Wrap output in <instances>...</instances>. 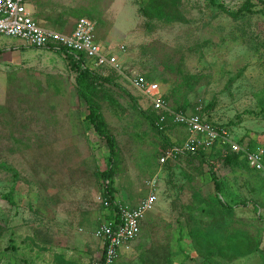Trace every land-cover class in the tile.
Listing matches in <instances>:
<instances>
[{
	"label": "rangeland",
	"instance_id": "1",
	"mask_svg": "<svg viewBox=\"0 0 264 264\" xmlns=\"http://www.w3.org/2000/svg\"><path fill=\"white\" fill-rule=\"evenodd\" d=\"M30 1L46 28L69 33L93 20L95 42L115 60L86 63L112 80L90 95L116 141V199L133 207L152 191L157 197L116 264H264V170L243 156L228 163L222 148L160 164L187 132L167 117L164 141L132 84L142 76L174 112L199 113L243 150L264 153V0ZM88 112L64 55L0 35V264H93L100 256L93 234L110 154ZM11 188L14 205L1 196Z\"/></svg>",
	"mask_w": 264,
	"mask_h": 264
},
{
	"label": "built area",
	"instance_id": "2",
	"mask_svg": "<svg viewBox=\"0 0 264 264\" xmlns=\"http://www.w3.org/2000/svg\"><path fill=\"white\" fill-rule=\"evenodd\" d=\"M30 0H0V35L22 40L28 47L48 50L64 55H72L76 59L82 56L94 68H104L108 64L115 66V60H108L103 48L95 42L96 24L93 20L82 18L69 33L41 26L29 9ZM65 51V52H64ZM86 63L84 66H88ZM117 68V67H116ZM133 88L140 92L150 104L151 110L158 116L156 125L162 128L167 117L173 126L186 130L185 140L167 148L160 157V164L185 155H199L215 148H222L229 154H241L247 165L255 171L264 170L263 151L242 149L233 140L226 128L216 126L199 113L187 114L174 112L167 99L160 93L157 84L149 83L142 76L132 81ZM157 200L156 192L150 194L137 205L130 207L120 202L115 204L114 219L104 217L94 232L100 242L101 255L94 264H116L121 251H129L135 238L141 232V222L152 210ZM110 203L101 200V207L109 211ZM105 215V214H104Z\"/></svg>",
	"mask_w": 264,
	"mask_h": 264
},
{
	"label": "trees",
	"instance_id": "3",
	"mask_svg": "<svg viewBox=\"0 0 264 264\" xmlns=\"http://www.w3.org/2000/svg\"><path fill=\"white\" fill-rule=\"evenodd\" d=\"M262 1V0H261ZM251 0H246L247 6L250 5ZM65 52V51H64ZM66 58L69 61V64L73 69H75L78 72V81L80 84V94L84 97V99L87 102L88 105V115L87 120L89 124L93 127L95 132L100 135L103 139H105L108 147H109V154L110 158L108 161V166L106 170L99 173V180H101L100 187H101V196L103 200L109 201V211H106L105 217H107L109 220L114 219L113 213L114 211L118 210L117 205L115 204L117 201L116 194H115V171H114V160L117 156V145L114 137L108 132V127L106 122L104 121L103 115L101 114L99 108L96 106L95 101L92 99L90 92L94 89V84L107 82L112 84V80L108 77H102L100 74L96 73L97 71H94L90 69L88 66L85 67V59L82 56L80 59H76L72 55H69L66 53ZM166 99V97H164ZM176 112H180L179 110H176ZM152 113V112H151ZM152 116H148L151 125L153 128L160 133V135L163 137V140L168 142V138L163 133V127L160 128L156 125V122L158 121V116L155 113L151 114ZM214 124V123H213ZM216 125V124H214ZM218 126V125H216ZM170 143V142H169ZM174 146V144H170L167 148ZM166 148V149H167ZM252 151V150H250ZM204 153H201L199 155H203ZM241 154H230V156L226 157V160L228 163H234L236 160L239 159ZM168 163V162H167ZM166 164V163H165ZM0 166L5 167V163L0 164ZM7 170V171H11ZM213 173V172H212ZM15 176V177H14ZM13 178L16 179V175L14 174ZM213 178H216V174L213 173ZM215 188L217 190H220V184L219 182L215 181ZM9 191L7 194L1 195L2 198L5 200H8L11 205H14V194H13V188ZM102 208V207H101ZM103 209V208H102ZM94 264V263H93Z\"/></svg>",
	"mask_w": 264,
	"mask_h": 264
},
{
	"label": "crops",
	"instance_id": "4",
	"mask_svg": "<svg viewBox=\"0 0 264 264\" xmlns=\"http://www.w3.org/2000/svg\"><path fill=\"white\" fill-rule=\"evenodd\" d=\"M104 214H105V211L101 213V217H102L101 220L105 217ZM93 238H94V237H93ZM96 240H97V239H96ZM97 241H98V240H97ZM98 242H99V241H98ZM100 245H101V244H100V242H99L98 249L100 250V255H101V252H102V251H101V247H100ZM130 250H131V249H130ZM130 250H129V251H130ZM82 252H83V250H82ZM127 252H128V251H127ZM83 253H84V252H83Z\"/></svg>",
	"mask_w": 264,
	"mask_h": 264
},
{
	"label": "clouds",
	"instance_id": "5",
	"mask_svg": "<svg viewBox=\"0 0 264 264\" xmlns=\"http://www.w3.org/2000/svg\"><path fill=\"white\" fill-rule=\"evenodd\" d=\"M102 222V221H101Z\"/></svg>",
	"mask_w": 264,
	"mask_h": 264
}]
</instances>
